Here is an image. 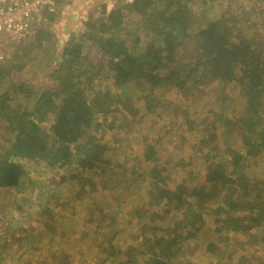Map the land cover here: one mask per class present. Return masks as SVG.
I'll list each match as a JSON object with an SVG mask.
<instances>
[{
	"label": "trees",
	"instance_id": "obj_1",
	"mask_svg": "<svg viewBox=\"0 0 264 264\" xmlns=\"http://www.w3.org/2000/svg\"><path fill=\"white\" fill-rule=\"evenodd\" d=\"M64 1L56 0L59 10ZM254 1L264 5V0H252L253 4L247 5L223 0L214 10L210 5L217 0H126L123 5L104 4L99 14L86 22L89 29L85 33L63 43L55 41L48 29L59 10L44 13L32 36L14 46L13 58L0 62V138L5 141L0 147V188L20 189L24 160L57 170L76 166L78 174L60 178L61 183L72 181L79 187L77 194L68 197L67 211L74 213L79 208L84 212L78 232L84 238L94 231L90 227L100 225L108 231L109 238L103 239L105 249L112 250L109 257L115 256L113 252L118 249L116 257L120 262L116 264H142L140 258L146 261L144 264H180L186 244L190 243L191 249L199 236L208 237L211 231H205L214 219L217 239L208 244V251L229 249L234 261L236 248L231 241L243 233L250 238L249 250L238 258L255 255L258 261H264V193L257 187L259 181H264V35L250 41L249 33L241 29L243 20L258 14ZM257 26L264 34V15ZM246 28L248 31L251 25ZM31 55L39 58L31 60ZM36 65L49 69V86L38 91L29 84ZM24 77L29 80L24 81ZM108 81L114 87L107 88L106 97L101 99L100 84ZM228 84L236 85L239 94L225 92L223 103L217 98L222 108H209L208 117H201L194 107L196 101L189 100L192 108L180 127L199 142L189 156H182L178 146L165 153L163 148L172 141L131 143L136 146L134 151L128 144L123 153L107 152L105 135L115 130L118 120V110L111 107L115 100L146 98L142 108H136L140 112L147 104L150 107L151 101L160 99L165 87L174 86L194 97L200 96L201 88L226 89ZM151 93L153 97L147 102ZM237 98L243 99L239 110L243 111L233 119L224 105ZM50 115L52 124L43 126ZM245 119L253 121L251 127L256 134L245 129ZM124 128L125 125L121 134ZM218 131L222 132L220 137ZM222 143L227 145V149L222 147L225 151ZM216 156L220 159H211ZM193 157L198 159L199 168ZM261 158L260 166H256L254 161ZM201 167L205 174L204 183H200L203 191L199 192L195 182L180 179V173L188 169L195 175ZM143 177H149L147 181L152 185L147 196L153 205H176L181 217L163 230L153 231L148 239L139 233L142 240L137 246L130 244L126 248L124 242L122 246L115 245L120 234L107 225L110 217H119L120 212L111 206V198L122 194L124 189L117 191L119 187L129 190L135 184L130 193L137 196L138 182L142 184ZM116 180L126 184L118 186ZM102 184L112 197L98 198ZM87 199L90 201L86 205ZM211 213L213 218L208 216ZM121 215L119 219L124 222ZM51 229L52 237L75 236ZM258 248H262V255ZM52 250L56 253L50 257L56 262L58 248Z\"/></svg>",
	"mask_w": 264,
	"mask_h": 264
},
{
	"label": "rangeland",
	"instance_id": "obj_2",
	"mask_svg": "<svg viewBox=\"0 0 264 264\" xmlns=\"http://www.w3.org/2000/svg\"><path fill=\"white\" fill-rule=\"evenodd\" d=\"M125 1L65 0L64 3H61L60 10L58 7L57 18L48 29L52 30V36L55 41L59 40V42L63 43L67 42L70 38H78L80 34L85 33L89 29L86 22L91 16L98 15L104 4L110 7L113 4L123 5ZM221 2L223 0L211 3L210 8L216 10L218 4ZM254 5L257 6L258 14H255L249 20H243L245 23L241 26L242 31L249 33L248 40L250 41H257L261 39V35H264L260 27L257 26L263 20L264 5H257V1H254ZM252 22H256L255 25ZM249 25H251V28L246 31V27ZM13 48L11 46V50ZM30 57L31 60L39 58L34 55ZM48 72L49 69L44 70L39 65H36L32 69L33 79H31V83L29 84L33 86L35 91L49 86L47 79ZM20 76H22L21 73ZM23 80L28 81L29 78L24 77ZM236 82L237 80L233 81V83ZM100 86L99 94L101 99L106 97L107 88L112 90V87H114L111 81L106 82L104 85L100 84ZM225 92L226 94L238 95L239 89L233 84L226 85V89L223 86H219L218 88L207 87L206 89H200V96L191 97L183 94L182 91L177 90L174 86H169L162 90L160 99L150 102L151 97H153V93H151L150 98L147 99V102L151 104L150 107L147 104L140 112L136 108H142L141 106L146 98L140 97V99H135V101L117 99L114 105H111V107H115L118 110V113H116V116L118 114V120L115 130L105 135L103 144L107 146L109 154H119L123 153L128 147H130L131 151H134L136 143L140 145L159 141V143L163 144L172 141L171 145L168 144V147L163 148V151L166 153L174 146H178L177 150L181 155L187 157L191 152L196 150L194 147L197 148L199 145V142L192 140L191 133L186 128L180 127L182 120L192 108L188 103L189 100L194 99L196 101L194 107L197 106L201 117H208L211 115V112L207 111L209 108L211 111L222 108V104L217 103V98H219L220 102H224L225 96L223 94L225 95ZM231 103L224 106L228 109V115L235 119L243 111H239L243 104V99L237 98ZM237 113L238 115H235ZM52 122L53 117L50 115L48 122L43 126L48 127ZM242 123L248 132L256 134V129L251 127V124H254L253 121L248 122L245 119ZM124 125V132L121 134L120 132ZM181 132L187 137L184 136L185 140L181 137ZM218 133L220 137L222 132L218 131ZM226 138L227 136H225L224 140ZM131 143L134 145H130ZM128 144V147H124ZM4 145L5 141H3L1 136L0 147ZM222 147L227 149L225 143H222ZM223 148L222 150H224ZM133 153L135 152H131V154ZM217 157L219 158V156H216L211 159H216ZM262 159H256L254 161L255 165L260 166ZM193 160L194 165L199 168L200 163L198 159L193 157ZM23 162L25 175L21 179L22 186L20 189L16 191L0 188V264H43L40 260L52 264H61V260H64L62 264L119 263L120 257H116L118 249L113 252L115 255L113 257H109L112 250L105 249L103 239L106 236L109 238L108 231L102 229L100 225H97V228L90 227L94 231L90 233V237L84 238L78 233L83 226L82 219L84 212L79 208H76L73 211L74 213L67 211L69 204L68 197L77 194L79 187L72 181L61 183L60 178L64 174H67V177L73 173L78 174V171L75 170L76 166H68L57 170L47 165L43 168L42 165L39 166L37 163H30L26 160ZM262 166L264 167V165ZM201 168L198 171L199 177L195 176L198 175L197 173L192 175V171L188 169L180 173V179L187 178L193 180L196 184L195 188L199 192L203 191V186L200 183H204L202 181L205 174L204 167ZM257 172L260 174V170ZM261 174L264 175V170H262ZM113 175L117 177V174ZM142 179V184L138 182L137 196L130 193L134 191L132 188L136 187V184L129 190L119 187L117 191H121L120 188L124 190L122 194L120 193L121 195H117L116 197H112L107 192L105 184L99 186L97 192L99 194L98 198L103 196L112 197L111 206L113 209L118 210L120 215L122 212L121 217L124 219L123 222L119 219L120 215L116 217V214H114L113 217H110L111 220L108 221L107 227L114 228L120 234L115 245L122 246L124 242V247L126 248H129L130 244L137 246L142 240L143 234L146 235L144 240L148 239L151 237L153 231L160 228L163 230L167 224L181 217L176 205L166 203L159 206L153 205L152 198L147 196L148 191L152 189L151 183L147 181L149 177H143ZM109 183L111 184L112 180ZM115 184L120 186L126 183L122 180H116ZM257 187L264 193V181H259ZM86 201L87 205L90 200L87 199ZM71 202L72 200H70ZM72 205L73 203H71ZM214 213L209 214V218H213ZM210 224L211 221L209 222ZM215 224L216 219H214L210 229L207 228L205 231L206 233H209V230L211 231L209 236H199L191 249L188 248L190 243L186 244L187 248H184L182 251L180 264H264V261H258L254 254V256L246 255L245 258L242 257L244 255H241L238 258L239 254L249 247L248 240L250 238L247 234L243 233L236 234L231 241L233 249L234 247L236 248V252L232 255L234 261L230 256L229 249L220 248L215 253L208 251V244L217 239V234L214 231ZM51 228L57 229L58 232L67 231L75 236L67 234L63 237L62 234H56V236L52 237L49 232L52 230ZM81 239L85 240L80 241ZM80 242L84 244L82 245ZM53 247L58 248L57 255H59V258H57L56 262L54 261V257H50L56 253L55 250H52ZM262 248L257 249L259 255L263 253ZM139 261L142 264L146 262L143 258H140Z\"/></svg>",
	"mask_w": 264,
	"mask_h": 264
},
{
	"label": "built area",
	"instance_id": "obj_3",
	"mask_svg": "<svg viewBox=\"0 0 264 264\" xmlns=\"http://www.w3.org/2000/svg\"><path fill=\"white\" fill-rule=\"evenodd\" d=\"M253 4L252 0H235ZM56 0H0V62L10 59L11 46L28 40L44 13H55Z\"/></svg>",
	"mask_w": 264,
	"mask_h": 264
},
{
	"label": "crops",
	"instance_id": "obj_4",
	"mask_svg": "<svg viewBox=\"0 0 264 264\" xmlns=\"http://www.w3.org/2000/svg\"><path fill=\"white\" fill-rule=\"evenodd\" d=\"M23 163H25V162H23Z\"/></svg>",
	"mask_w": 264,
	"mask_h": 264
}]
</instances>
